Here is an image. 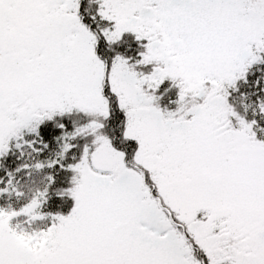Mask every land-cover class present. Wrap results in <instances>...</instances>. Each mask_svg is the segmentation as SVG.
Returning <instances> with one entry per match:
<instances>
[{
	"label": "snow or ice",
	"instance_id": "snow-or-ice-1",
	"mask_svg": "<svg viewBox=\"0 0 264 264\" xmlns=\"http://www.w3.org/2000/svg\"><path fill=\"white\" fill-rule=\"evenodd\" d=\"M0 264H264V0H0Z\"/></svg>",
	"mask_w": 264,
	"mask_h": 264
}]
</instances>
